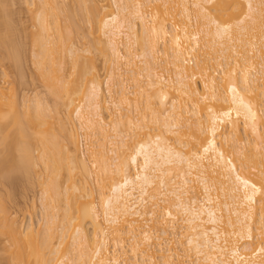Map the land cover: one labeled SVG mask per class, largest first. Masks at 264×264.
I'll use <instances>...</instances> for the list:
<instances>
[{
	"label": "bare ground",
	"instance_id": "bare-ground-1",
	"mask_svg": "<svg viewBox=\"0 0 264 264\" xmlns=\"http://www.w3.org/2000/svg\"><path fill=\"white\" fill-rule=\"evenodd\" d=\"M26 1L54 102L0 85L4 156L42 170L10 264H264V0Z\"/></svg>",
	"mask_w": 264,
	"mask_h": 264
},
{
	"label": "rangeland",
	"instance_id": "rangeland-1",
	"mask_svg": "<svg viewBox=\"0 0 264 264\" xmlns=\"http://www.w3.org/2000/svg\"><path fill=\"white\" fill-rule=\"evenodd\" d=\"M5 1H6V3L4 2L5 7H7L6 9L9 14L8 16L9 26L8 29L7 26L6 28L4 25L0 26V34L2 36L6 34V36L8 35L9 38L13 40V46H14L13 48L18 56L17 57L18 61L16 62L18 65L15 64V62H13V60L10 59V57L8 58V54L6 55V51L8 48L7 47L6 49L3 48L5 45L0 47V85H4L6 88L10 89L9 91L11 92L12 95H14L16 99L15 103H17V105L20 104L23 93L29 96H32L34 93L36 94L40 93V97L44 96L45 99L47 95V99L49 98V100L46 99V101L49 104L51 103L53 105L52 103L53 98L51 96L48 97L47 88L45 89V87L43 86L44 83H42V80L39 78L37 74L38 70L33 64L32 32H34L36 29L35 27H33L34 23L31 18V13L29 11L30 6L27 5L28 2L26 0H5ZM70 1L71 0H65V2L68 3L67 5L69 7H71L72 5ZM106 1L107 0H102L103 3L105 2V4H107ZM102 2L101 4H103ZM0 14H1L0 16L2 17L3 14L2 13ZM75 18L77 20V25L79 23V25H82L84 27L86 26L83 25V22L77 16ZM168 20L178 21L179 18L173 20L169 16ZM258 30L255 31L257 35L259 33ZM72 35H74V38L76 37L75 32H73ZM6 39L5 41H9V39L8 40ZM93 56H95V54ZM97 59H98L96 60L97 68H99V73L103 75L105 71L102 66L103 63L100 57H98ZM0 123L1 124L4 123L2 124L3 125L2 135L7 133L9 134L12 133L11 125L5 123L4 121H1ZM62 134L64 135L67 134L66 130L65 133L61 132V135ZM64 135L63 137L61 136V139L64 138ZM64 139L65 140L63 142L66 143L67 142L66 138ZM79 140H81L79 143V148H80L79 151L86 153L85 152L86 147L84 144L85 142L82 143L83 140L80 139V137ZM2 146H0V160L4 157L7 162H5V164H2L3 161H0L1 164L0 168H2L5 173L4 177H0V210L1 211L3 210L7 216L17 219L18 221L23 219V221H25L26 224L31 221L33 225L38 224L40 222L41 212H42L41 211L42 209H40L41 186L38 182L39 178L41 177H39L38 173L42 172V170H40L39 168L40 166L39 167L35 166V172L31 173L27 177L25 172L21 169H16L14 166L15 162H12L13 158L17 159L19 153L16 150H13L11 151L12 154L11 155L9 154L8 156H6L7 157L6 158L4 155H7L10 152L6 153V150L3 149L4 147ZM12 163H14L13 164L14 167H12ZM62 174H64V172ZM62 174L58 176V180L60 176H61L60 179L62 180L64 179L65 176L63 175L62 177ZM1 213L2 212H0V214ZM8 243L9 241H7L5 234L3 235L0 233V264H10L9 253L5 250V246H7Z\"/></svg>",
	"mask_w": 264,
	"mask_h": 264
}]
</instances>
